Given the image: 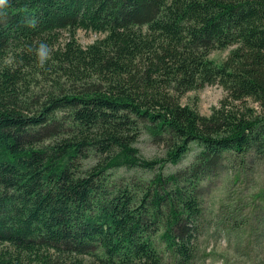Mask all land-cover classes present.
Returning a JSON list of instances; mask_svg holds the SVG:
<instances>
[{"label":"trees","instance_id":"16d2710c","mask_svg":"<svg viewBox=\"0 0 264 264\" xmlns=\"http://www.w3.org/2000/svg\"><path fill=\"white\" fill-rule=\"evenodd\" d=\"M80 29L103 36L83 47ZM208 85L226 91L210 115L182 102ZM250 157L264 159V0L0 9V264H194L207 182Z\"/></svg>","mask_w":264,"mask_h":264},{"label":"rangeland","instance_id":"374dc122","mask_svg":"<svg viewBox=\"0 0 264 264\" xmlns=\"http://www.w3.org/2000/svg\"><path fill=\"white\" fill-rule=\"evenodd\" d=\"M67 35V32L62 34V41ZM101 36L91 30L76 32L77 40L83 47ZM230 50H216L210 58L220 63ZM225 95L222 86L208 85L189 91L182 102L195 107L201 114L210 115ZM142 141L140 147L144 155H163L159 148ZM193 155L189 154L179 166L191 161ZM226 161L219 175L207 182L204 188V217L199 253L194 264H264V159L250 157L243 161ZM177 168L168 165L165 171ZM120 172L130 175L125 169ZM138 173L143 174L141 171Z\"/></svg>","mask_w":264,"mask_h":264},{"label":"clouds","instance_id":"9594fccd","mask_svg":"<svg viewBox=\"0 0 264 264\" xmlns=\"http://www.w3.org/2000/svg\"><path fill=\"white\" fill-rule=\"evenodd\" d=\"M8 0H0V9L4 8L7 5ZM36 54L41 64H43L50 55V50L48 46L45 44H40V46L36 49Z\"/></svg>","mask_w":264,"mask_h":264}]
</instances>
